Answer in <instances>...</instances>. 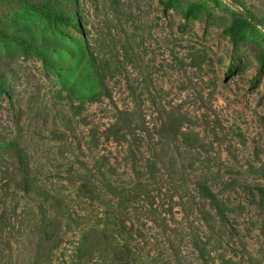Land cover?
<instances>
[{
  "label": "rangeland",
  "instance_id": "rangeland-1",
  "mask_svg": "<svg viewBox=\"0 0 264 264\" xmlns=\"http://www.w3.org/2000/svg\"><path fill=\"white\" fill-rule=\"evenodd\" d=\"M37 1L0 43V264H36L41 206L51 264H264V0Z\"/></svg>",
  "mask_w": 264,
  "mask_h": 264
},
{
  "label": "trees",
  "instance_id": "trees-1",
  "mask_svg": "<svg viewBox=\"0 0 264 264\" xmlns=\"http://www.w3.org/2000/svg\"><path fill=\"white\" fill-rule=\"evenodd\" d=\"M34 0H0V43L11 42L15 45L24 46L27 49H33L34 38L30 34L31 18L34 16L29 12L10 11L9 9L19 8L21 6L35 7V4H30ZM36 8L39 11V16L45 19L49 25L55 28L59 26H79L80 25V12L79 0H39L37 1ZM168 5L163 0L162 2ZM188 13H192V9ZM229 34L233 36L235 27L234 25L228 30ZM8 65L5 63L0 55V96L5 95L8 84ZM10 68V67H9ZM18 166L20 173L25 170L22 155H18ZM24 167V168H23ZM19 173L15 176L18 177ZM22 174V173H21ZM26 194H31L28 188H22ZM85 193H89L87 188L84 187ZM89 195V194H87ZM42 211L40 215L44 220L36 225V229L41 234V241L37 246V259L36 264H51L54 252L60 247L62 240L60 235L61 220L57 216H49L44 207L41 206ZM55 228V229H54ZM264 228V226H263ZM59 229V230H58ZM78 252H82L79 248ZM82 256L80 254L79 259Z\"/></svg>",
  "mask_w": 264,
  "mask_h": 264
}]
</instances>
